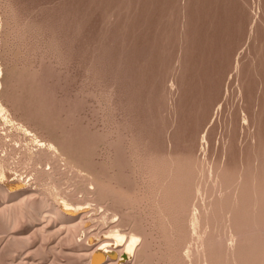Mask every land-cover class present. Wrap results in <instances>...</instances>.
<instances>
[{"label": "rangeland", "instance_id": "rangeland-1", "mask_svg": "<svg viewBox=\"0 0 264 264\" xmlns=\"http://www.w3.org/2000/svg\"><path fill=\"white\" fill-rule=\"evenodd\" d=\"M0 264H264V0H0Z\"/></svg>", "mask_w": 264, "mask_h": 264}]
</instances>
